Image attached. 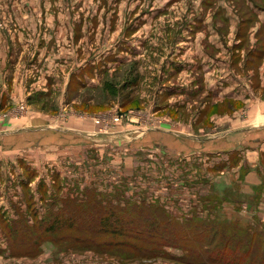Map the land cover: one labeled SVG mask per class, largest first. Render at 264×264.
<instances>
[{"label":"rangeland","instance_id":"1","mask_svg":"<svg viewBox=\"0 0 264 264\" xmlns=\"http://www.w3.org/2000/svg\"><path fill=\"white\" fill-rule=\"evenodd\" d=\"M262 6L264 0H0V264H199L180 251L215 255L205 250L221 237L242 253L243 243L225 232L264 231V171L235 153L229 166L220 151L233 141L216 142L209 133L252 112L245 82L254 64L238 66L236 39L242 36L245 50L248 42L254 47L261 22L254 8ZM79 66L94 71L84 75L88 86L73 79ZM238 94L244 102H216ZM228 115L234 116L223 124ZM64 124L89 129L91 141L40 131ZM40 180L47 185L42 198ZM72 187L101 196V218L103 207L126 201L130 215L151 207L132 222L156 224L157 232L165 227L178 244L168 247L164 236L143 231L130 242L166 247L172 258L116 245L138 225L98 220L78 228L93 243L49 236L33 254L22 243L27 234L14 251L6 221L23 219L34 241L39 230L30 227L29 212L42 205L38 216L52 220L44 199L93 197ZM31 197L41 200L35 208ZM183 232L188 239L179 242Z\"/></svg>","mask_w":264,"mask_h":264},{"label":"trees","instance_id":"2","mask_svg":"<svg viewBox=\"0 0 264 264\" xmlns=\"http://www.w3.org/2000/svg\"><path fill=\"white\" fill-rule=\"evenodd\" d=\"M74 79V78H73ZM77 83V81L75 80ZM131 84V83H130ZM129 145V144H128ZM46 184L40 180L38 183V190L44 189V191H40L42 194L40 198L44 196L45 193H47L46 189ZM74 186V185H73ZM42 188V189H40ZM57 189L63 193L66 190H63L61 186H57ZM72 189H77L81 194H85V197H89L88 193L92 192L93 197L90 198L89 200L81 199L79 195H75L74 197L69 194H63L60 195V198L56 197H47L44 199V202L48 205V215L52 219L51 221H46L43 222V218L41 216H38L40 211H42V205L38 206L39 211L37 212L36 209H34L32 212H29L30 215L29 221H30V227H34L35 225L37 226V229L39 230V235L38 237L35 235L34 241L31 242L32 238V233L29 231V228L27 226V223L24 222L22 219L20 222L19 218L14 219L13 221L10 222V220H7L6 227L8 228V234L10 238L14 241V246L13 250L15 251L18 246H21L19 241L20 235H24L27 237L28 234V239L26 241H22L23 244H25V247L28 248H34L37 250L35 253H39L41 246L45 244L47 241L46 238L49 236L54 238L58 237L59 235V240H68V238L71 239V241H74L78 244L84 245L86 242H92V239L85 238V236L82 234L81 230L78 229L81 227V225L87 223L85 220L89 222H96L97 220L104 221V223H108V221H112L113 223H116L120 226H124L125 228L132 229L133 227H136L138 225L139 230L138 231H128V234L126 237H124L123 240L118 241L116 245H127L131 246V250L138 251V254L142 255H147L149 257L151 256H158V257H165V258H170L171 256L169 255V250H167L166 247H148V246H139L135 245L136 243H131L130 239L137 238L139 236H142L143 233L140 231L145 232L146 236L149 235V233H154V234H159L160 236H164L166 239L164 240L165 242H162L164 245L171 247L174 246L178 243H176L171 237V239H168L170 236L167 233V228H163L162 232H157L156 228H159L158 225L156 224H141L145 222V220H139L136 222H132V220L137 216L138 211H146L151 214L152 209L148 205L144 204L145 207H148L149 209H145L144 207H139L136 209V207H133L135 210L134 215H130L129 212L131 210L127 209L128 205L130 204V201H126L123 205L124 207H116V206H106L103 207L102 213L105 217L101 218L99 217L101 212H98L96 208L97 203H103V201L100 199V195H97L96 192L93 190H88V189H83L80 190L81 188L79 187H72ZM32 201V204L35 208L37 206V202L41 201L40 199H34V197L30 198ZM91 202V205L88 206V203ZM59 203V204H58ZM105 206V205H104ZM132 206V205H130ZM21 207V205H20ZM52 209H55L56 211H52ZM132 209V210H133ZM158 207H155L154 210H157ZM88 211V212H85ZM106 214V212H108ZM125 211L127 214H120L118 212ZM118 213V214H117ZM34 216L36 217L37 222L34 223ZM101 216V215H100ZM27 217V215H23V218ZM98 217V218H97ZM189 223H191L193 220L192 218L187 219ZM93 226L89 225V227ZM146 225H149L152 227L151 230L146 231L144 227ZM160 229V228H159ZM264 229V228H263ZM104 232L107 231V229L103 230ZM124 232V231H123ZM122 231H117L115 234L120 235L126 234L123 233ZM248 232V233H247ZM239 231L238 233L232 234L231 232H225V236L228 238H235V242L240 244L243 243V249L242 253H237L236 247L233 245V243L228 242L227 240H223V237H221V242L220 243H215V247L210 250L207 248L205 251L206 252H214L215 255L213 254H203L199 250H190L189 249H184L180 251V256L182 259L185 258H195L196 261L199 264H264V231L257 232L256 230H249V231ZM34 233H36L34 231ZM216 235L218 233V230L214 232ZM181 234V233H180ZM179 234V235H180ZM9 238V239H10ZM10 239V240H11ZM188 239L186 232H183L181 234V237L179 239V242H182L184 240ZM11 240V241H12ZM178 240V239H175ZM53 242V240H51ZM49 243V242H48ZM28 245V246H26ZM37 246V247H34ZM88 247V246H87ZM174 248V247H173ZM11 249V248H10ZM11 252V250H10ZM28 253V254H27ZM25 254L27 256H32L31 252L26 251ZM172 258V257H171ZM178 258V257H177ZM181 259V260H182Z\"/></svg>","mask_w":264,"mask_h":264},{"label":"crops","instance_id":"3","mask_svg":"<svg viewBox=\"0 0 264 264\" xmlns=\"http://www.w3.org/2000/svg\"><path fill=\"white\" fill-rule=\"evenodd\" d=\"M260 9V10H259ZM256 17H260V26L255 28L254 32V47L251 48V44L249 45L248 42V48L247 50L244 49V43L242 36H238L236 41L240 42L237 44V53H238V66H241V69L245 70V66L248 64L251 65L252 63L253 68L251 73H247L249 75V80L245 82V89L249 93L252 98H247V100H250V105H253L250 110V114L246 112V118L241 119V123H239L236 126L233 127H226L223 128L221 132H212L211 137L209 139L216 140V142H222L221 138L226 137L227 140H231L233 142L229 143L228 145L224 146L225 149H222L221 158H224V161L228 162L229 166H235L234 163L232 164L229 158V155L235 153L239 158H244L249 164L255 165L258 169L264 171V94H258V90H264V6L258 7V9L254 8ZM263 29V31H262ZM250 46V47H249ZM85 74H88L90 76H94L93 72H87L85 71L81 66L78 67L77 71L73 72L74 80L77 81L78 84L81 86H88L87 81L85 79ZM100 74H105L104 72H100ZM253 76L254 80L257 83H253L254 81L250 80ZM71 77V74H70ZM70 77L68 79L67 84L70 81ZM239 82H243V80H239ZM214 84V83H213ZM210 89L213 91V85L210 86ZM251 90V91H250ZM208 91V90H207ZM209 93V91H208ZM242 94H238L236 96L233 95H226L222 98H219L216 100V102H224V101H242L243 97H241ZM215 99V98H213ZM211 98H207L209 101H214ZM245 100V99H244ZM248 111V110H247ZM249 112V111H248ZM230 116L234 115H228L223 120V124L228 122V119H230ZM211 126H214L211 125ZM89 127V126H88ZM19 128H29L27 125H22ZM43 132H46L50 135L56 134L57 136H62L63 139L67 142H75L77 140H85V141H91L87 137H85L84 132H86L89 129L83 130L84 128L74 126V125H62L60 126H54V125H44L42 127ZM81 128V129H79ZM214 128V127H213ZM217 133V134H216ZM253 134V135H251ZM199 137V136H198ZM134 139V138H133ZM131 140V139H130ZM144 142V141H143ZM135 143V141H134ZM244 143L248 147V149H245L242 151L240 149L241 144ZM131 144H133V140H131ZM249 149H253L255 151V155H250ZM229 158V159H228ZM239 163L238 161L236 162ZM242 164V162L240 163ZM239 164V165H240ZM244 168L243 166H240V168ZM252 217L257 216L254 214ZM258 219V218H257ZM264 221V219H263Z\"/></svg>","mask_w":264,"mask_h":264}]
</instances>
